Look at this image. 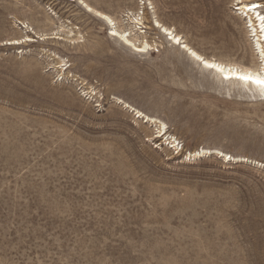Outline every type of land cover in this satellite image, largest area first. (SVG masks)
Instances as JSON below:
<instances>
[{"label": "rangeland", "instance_id": "374dc122", "mask_svg": "<svg viewBox=\"0 0 264 264\" xmlns=\"http://www.w3.org/2000/svg\"><path fill=\"white\" fill-rule=\"evenodd\" d=\"M82 1L146 53L74 1L0 0V264H264V92L151 27L261 71L236 0Z\"/></svg>", "mask_w": 264, "mask_h": 264}, {"label": "bare ground", "instance_id": "6f19581e", "mask_svg": "<svg viewBox=\"0 0 264 264\" xmlns=\"http://www.w3.org/2000/svg\"><path fill=\"white\" fill-rule=\"evenodd\" d=\"M64 1H74V2H76L77 5L81 8V10L84 13L89 14V15H92L93 17H95L97 20H99L101 23L105 24L109 28L108 29L109 31H108V34H107L109 37H111L113 40L118 41L122 46H124L125 48L129 49L133 53H135L137 55L138 54H144V53H146L147 48L149 49L147 43L139 42L138 39H137V37L132 36L130 34V32L126 31L125 29H118L117 26H115L114 20L112 18H110L109 15L107 16V14H104L102 12H99L97 10H94L93 7L91 8L89 5H87L82 0H64ZM245 1H248V0H245ZM250 2L251 3H258V2H252V1H250ZM250 2H247V3H250ZM241 3L243 4L245 2L243 0H241ZM89 9H91V11H89ZM236 10L241 11V13L244 12V8L243 7L239 8V9H236ZM98 12L100 13V15H97L96 14ZM104 17H107V20L104 19ZM250 19L252 20L253 25L256 28V33L257 34H256L255 37L257 38V40H256L255 43H256V45H259V48L260 49H264V33H261L260 30H259V21L256 19V13L255 12H252L250 14ZM109 21H111V23H109ZM131 21H133V20H131ZM19 25L23 26L22 28H25L23 23L19 22ZM157 25H159V27H157ZM151 27H153L154 29L159 30V32L161 34H163L164 37L165 36L168 37V38H166V40L168 42H171L172 46H177L178 49L181 52H183L191 61H193L194 63H197L201 68L205 69L203 67V65L200 64L198 61H196L190 55L189 51H187V50H191V51H195V50L193 48H191L186 43V41L184 40L183 37H181L180 35L176 34L173 29L167 28V27L163 26L157 20H154L153 21V24H152ZM28 32H30L33 35V38H37L38 40H46V39L62 40L61 37H59V34H57V33H52L49 36H47V35H40V36H38L35 33H33L31 30H28ZM113 33H115V35H113ZM69 34L73 35V32L72 31H69ZM177 37H179V43L176 42V38ZM33 38H30L29 36H25L24 38L19 39V40L7 41L5 43V45H9V46L21 45L23 42L33 41L34 40ZM257 50H259V49H257ZM195 52H197V51H195ZM197 54L198 55H201L198 52H197ZM201 56H203V55H201ZM206 59H208L210 62H214V63H216L218 65H221L223 67V69H224V72L223 73L217 72L215 69L209 70V71L213 72L214 74L219 75L220 76V79H222L223 81H235V82H238V83H241V84H245L243 81L238 80V79H235L234 77H231L230 79H227L226 80L224 78V76L225 75H230V73H231L232 70H235L238 73H244V72H247V71H257V70L260 71V69H256V68H241V67H238V66H236L234 64L224 63V62L218 61L216 59H212V58H206ZM261 63L263 64V69L261 71H264V60H262ZM60 66L64 68V71H66L69 68V67H66V65H60ZM248 85L257 88L261 92H264V90H261V88L258 87L255 84H248ZM136 114H137V117L138 118H140L141 116H142V118H145L146 120L145 119L144 120L146 122L152 121L151 118H149L147 116H143L139 112H136ZM165 135H166V132L163 133V134L160 133V136H157V138H159V137L162 138L163 136L165 137ZM207 153H209V152H207L206 150L205 151L204 150H201V151L195 152L194 154H191V156L192 157H197V156L200 157L201 154L203 155V154H207ZM214 153L220 154L219 152H216V151H214ZM223 157H224V159L227 158L225 154H224ZM227 159L229 160V159H231V157H228ZM227 159H225L224 161H226Z\"/></svg>", "mask_w": 264, "mask_h": 264}, {"label": "snow or ice", "instance_id": "6c2138e0", "mask_svg": "<svg viewBox=\"0 0 264 264\" xmlns=\"http://www.w3.org/2000/svg\"><path fill=\"white\" fill-rule=\"evenodd\" d=\"M141 4L143 5V0H141ZM236 9H239L241 7L244 8V12L241 13L246 19H248V26L251 32V35L253 37L256 36V28L253 25L252 20L250 19V14L252 12L256 13V19L259 21V30L261 33H264V2L259 3H241V0H236L235 4ZM91 11V9H89ZM97 15H100V13H96ZM104 19L107 20V17H104ZM111 23V21H109ZM159 27V25H157ZM115 35V33H113ZM176 42L179 43V37L176 38ZM260 53V58L264 60V49H260L259 45H257ZM187 50V49H186ZM189 51L190 55L198 61L200 64L203 65L205 69L212 70L215 69L217 72H224V69L221 65H218L214 62H210L208 59H206L204 56L198 55L197 52L187 50ZM231 77H234L235 79L243 81L245 84H255L258 87L261 88V90H264V71H247L244 73H238L235 70H232L230 75H225L224 78L230 79Z\"/></svg>", "mask_w": 264, "mask_h": 264}]
</instances>
